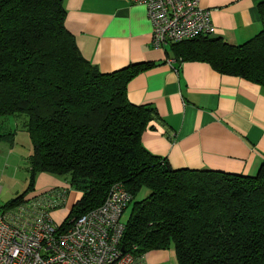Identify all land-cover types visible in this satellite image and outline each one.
<instances>
[{"label": "trees", "instance_id": "obj_1", "mask_svg": "<svg viewBox=\"0 0 264 264\" xmlns=\"http://www.w3.org/2000/svg\"><path fill=\"white\" fill-rule=\"evenodd\" d=\"M258 12L251 38L170 42L174 59L204 61L264 87V3ZM64 15L62 0H0V116H25L31 171L62 176L80 192L59 229L100 205L119 182L131 198L124 252L171 247L176 264H264V159L245 174L172 168L147 151L140 135L156 115L148 104L129 102L125 85L150 63L99 71L78 51ZM10 135L0 132V139ZM31 186L1 207L31 197ZM142 188L147 193L137 198Z\"/></svg>", "mask_w": 264, "mask_h": 264}, {"label": "crops", "instance_id": "obj_2", "mask_svg": "<svg viewBox=\"0 0 264 264\" xmlns=\"http://www.w3.org/2000/svg\"><path fill=\"white\" fill-rule=\"evenodd\" d=\"M198 1L210 10L212 36L235 44L260 29L258 6L264 0ZM62 2L66 29L82 57L99 71L110 72L132 62L150 63L125 85L129 102L148 104L156 115L140 135L147 151L166 158L172 168L257 171L264 159L263 86L219 73L204 61L180 62L174 59L169 43L152 47L142 4L127 0ZM54 188L67 189L68 184L40 172L37 188L29 195L42 196ZM79 196L80 192L72 203ZM167 258L166 249L150 250L142 255V262L163 264Z\"/></svg>", "mask_w": 264, "mask_h": 264}, {"label": "built area", "instance_id": "obj_3", "mask_svg": "<svg viewBox=\"0 0 264 264\" xmlns=\"http://www.w3.org/2000/svg\"><path fill=\"white\" fill-rule=\"evenodd\" d=\"M142 4L154 48L170 42L211 35L210 10L198 0H127ZM63 190L28 197L0 207V264H144L120 248L121 213L130 201L122 184L109 187L103 201L59 229L49 211Z\"/></svg>", "mask_w": 264, "mask_h": 264}, {"label": "rangeland", "instance_id": "obj_4", "mask_svg": "<svg viewBox=\"0 0 264 264\" xmlns=\"http://www.w3.org/2000/svg\"><path fill=\"white\" fill-rule=\"evenodd\" d=\"M24 120V115L0 116V132L9 131L12 134L10 138L0 139V207L24 191L30 184V181H32L31 187L37 188L40 173L31 171L28 164L27 158L31 152V142L27 132L24 130ZM53 176L58 179L63 178L62 176ZM146 193L147 189L142 188L136 197H142ZM78 195V190L69 188L64 203L51 209L53 213L50 214V217L53 223H59L68 215L71 203ZM31 197L35 196L32 195ZM129 207L130 204L123 211L121 215L122 221H125ZM166 251L168 252V258L163 264H176L172 248L169 247Z\"/></svg>", "mask_w": 264, "mask_h": 264}, {"label": "bare ground", "instance_id": "obj_5", "mask_svg": "<svg viewBox=\"0 0 264 264\" xmlns=\"http://www.w3.org/2000/svg\"><path fill=\"white\" fill-rule=\"evenodd\" d=\"M191 39V38H190ZM184 40H187V39H184ZM181 41V40H180ZM61 190H63V195L56 201V205H59V206H61L62 205V203H64V200H65V198H66V195H67V193H66V191L68 190L69 191V186H68V188L67 189H61ZM54 191H60V189H56V190H54ZM54 191H51V192H48V193H45L44 195H50L52 192H54ZM55 205V206H56ZM128 205V204H127ZM126 205V206H127ZM126 208V207H125ZM125 208L123 209V211L125 210ZM123 211H122V213H123ZM122 213H121V215H122ZM120 248L123 250V248H122V246L120 245Z\"/></svg>", "mask_w": 264, "mask_h": 264}]
</instances>
